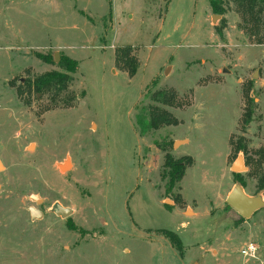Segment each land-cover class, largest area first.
Wrapping results in <instances>:
<instances>
[{"label":"rangeland","instance_id":"1","mask_svg":"<svg viewBox=\"0 0 264 264\" xmlns=\"http://www.w3.org/2000/svg\"><path fill=\"white\" fill-rule=\"evenodd\" d=\"M223 6L0 0V264H264V208L243 219L226 204L237 183L264 202V10ZM126 46L133 77L115 64ZM64 57L78 62L67 89L35 92ZM151 105L175 125L140 136L135 118ZM166 154L191 159L169 191ZM238 157L246 170L234 173ZM248 244L255 258L241 255Z\"/></svg>","mask_w":264,"mask_h":264},{"label":"trees","instance_id":"2","mask_svg":"<svg viewBox=\"0 0 264 264\" xmlns=\"http://www.w3.org/2000/svg\"><path fill=\"white\" fill-rule=\"evenodd\" d=\"M238 6L241 9L243 15L252 17L258 7V12L264 10V0H236ZM209 6L212 13L216 15L225 14V8L223 6V0H209ZM131 48L117 47L115 49V64L119 70L127 73L129 77H133L138 69V62L136 58L131 54ZM59 66L63 69V72L50 71L36 77L30 84V87L35 92L44 93H56L60 94L64 92L69 83L72 81L70 74H75L78 69V62L64 57L59 63ZM153 102L172 106L174 102L173 94L166 92H156L152 99ZM135 123L139 129L140 136H144L150 131L158 130L163 126L175 125V120L166 110L161 109L156 105H151L148 109H145L140 115L135 118ZM191 159L184 158L183 160H173V158L166 154L164 160V170L162 178L167 180L168 191L173 189L177 183H179L185 173L187 166H190ZM243 187L242 183H238ZM258 190L264 192V173L258 179ZM164 232L169 236L171 243L178 249H181L180 239L171 231Z\"/></svg>","mask_w":264,"mask_h":264},{"label":"water","instance_id":"3","mask_svg":"<svg viewBox=\"0 0 264 264\" xmlns=\"http://www.w3.org/2000/svg\"><path fill=\"white\" fill-rule=\"evenodd\" d=\"M219 16H213L212 19L215 20ZM58 54L55 55V61H58ZM257 73L253 75V78H256ZM185 141H174L173 148ZM31 146L29 147V149ZM1 166V163H0ZM61 170H67L69 168V161H65L63 165L59 166ZM231 170L234 173H241L246 170L243 159L238 157L237 160L231 166ZM29 200L35 202L36 204L42 203V199L37 195H29ZM226 204L229 208L235 211L241 218L249 219L254 213L262 208H264V202L262 198L258 195L255 197H250L245 194L243 187L240 184H236L232 191L226 198ZM30 217L32 220L42 219L43 213L33 207L28 209ZM54 213L61 215L63 218H67L72 214V210L69 208H63L57 205L54 209Z\"/></svg>","mask_w":264,"mask_h":264},{"label":"built area","instance_id":"4","mask_svg":"<svg viewBox=\"0 0 264 264\" xmlns=\"http://www.w3.org/2000/svg\"><path fill=\"white\" fill-rule=\"evenodd\" d=\"M240 253L245 258H255L257 253V247L253 244H248L241 249Z\"/></svg>","mask_w":264,"mask_h":264},{"label":"bare ground","instance_id":"5","mask_svg":"<svg viewBox=\"0 0 264 264\" xmlns=\"http://www.w3.org/2000/svg\"><path fill=\"white\" fill-rule=\"evenodd\" d=\"M32 148V147H31Z\"/></svg>","mask_w":264,"mask_h":264}]
</instances>
